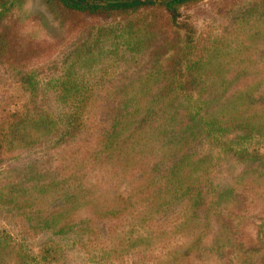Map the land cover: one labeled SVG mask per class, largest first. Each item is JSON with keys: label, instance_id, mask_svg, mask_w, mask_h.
<instances>
[{"label": "trees", "instance_id": "obj_1", "mask_svg": "<svg viewBox=\"0 0 264 264\" xmlns=\"http://www.w3.org/2000/svg\"><path fill=\"white\" fill-rule=\"evenodd\" d=\"M200 1L43 0L61 32L82 18L114 19L85 27L58 69L61 59L42 65L43 47L19 29L26 0H0V82H6L0 83V162L30 156L22 166L34 178L32 195L49 184L63 188L60 211L25 212L33 227L47 228L44 239L66 234L69 223L48 227L73 208L95 206L78 222L89 230L96 217L125 218L130 208L139 213L135 204L142 200L160 213L155 226L177 207L185 223L200 226L180 246L186 264L192 257L264 264V0H253L234 22L246 26V47L232 71L210 53L216 37L198 35L180 19L182 7ZM144 56L148 68L120 69ZM93 64L99 65L92 70ZM10 85L25 97L7 108ZM20 191L19 184L0 188V209L9 219L15 215L12 227L28 206L18 201ZM250 224L255 232L245 235ZM213 225L206 247L203 237ZM11 258L40 264L22 239L13 242L0 229V264Z\"/></svg>", "mask_w": 264, "mask_h": 264}, {"label": "rangeland", "instance_id": "obj_2", "mask_svg": "<svg viewBox=\"0 0 264 264\" xmlns=\"http://www.w3.org/2000/svg\"><path fill=\"white\" fill-rule=\"evenodd\" d=\"M252 2L253 0H202L180 9V19L190 22L198 35L216 37L217 41L211 46L210 53L215 55L220 63L219 67L224 69V71L237 69L240 66L238 63L239 59L245 54L246 44L244 37H242V31L246 26L240 29L237 25L234 27V22ZM20 20V31L24 35L34 38L36 42L40 43V47H43V57L40 60L42 65L45 66L55 59H61L56 64L58 69L63 66L62 58L64 55L74 47V43H78L77 41L87 33L85 27L89 28L91 25L100 27L114 22L113 18H82L81 22L78 21V26L71 25L67 30L65 29L61 32L57 28L58 20L48 12L43 0H26L21 10ZM239 41L241 43L237 44ZM99 44L104 47L105 41H100ZM118 50L121 49L118 48ZM120 53L123 52L120 51ZM80 56L78 60L79 64L82 65L83 56L82 54ZM139 59L141 62L138 64L120 63V69L128 67V71H132L149 67L145 56ZM212 60L215 61L214 57ZM98 65L93 64L92 70ZM92 81L93 79L91 78L89 82L91 83ZM124 81L126 80L119 79L116 82ZM1 84L6 85V82ZM7 84L9 85L8 81ZM2 92L3 88L0 86V93ZM5 95L9 100L5 104L7 108L12 102L21 103L25 97V94L22 93V90L17 85H10ZM17 96L21 99L20 101L15 100ZM29 157H25L23 161L22 159L19 161H14L13 159L0 162V164L2 163L0 188L19 184L20 187L24 188V191H20L19 200H17L21 201V203L25 201L27 203H25V206L28 205L21 210L23 212L21 216L14 218L17 222H19L20 218L23 219V222L14 225L15 227H12L9 222L15 215H12L9 219V216H6L8 214L0 209V212H2L0 214V229L4 232L12 233L13 242L22 239L23 245L35 257L36 262L38 260L40 264H161L160 262H165L169 258L171 260L178 258L177 263L186 264L187 258L183 256L180 246L185 243L188 237L197 232L200 226L192 222L185 223V218L180 212L182 208L178 207L168 214L164 222L155 226L152 223L156 222L154 219L156 220L160 213H155V208L146 205L145 201L142 200L137 201L135 204L137 209H142L139 213L130 208L124 214L125 218L105 217L100 219L96 217L93 222L88 223L89 230L79 229L78 222L87 215L89 216L91 210L94 211L93 207L95 206L91 203L79 209L73 208L56 226L48 227L52 229L59 227L63 223H69L66 234L54 238L59 241V245L54 239L51 241L44 239L42 235L44 231H47V228H42V224H38L42 230L33 227L32 219H27L30 223L27 222L24 216L25 212L31 210L33 213H40L38 214L40 217H46L52 210L58 209L60 211V197L63 194V188L61 185L57 187V183L49 184L37 187L39 190L32 195L28 186L34 182V178H31L30 171L22 166L28 161ZM9 166L22 168L20 170H8ZM213 174L215 175L216 173ZM256 203L261 206L262 200L258 199ZM17 209L18 207H16ZM16 213L21 214L19 212ZM64 220L65 222H63ZM149 223L152 225L144 227V225ZM80 226L82 228L83 224ZM243 228L245 235L248 232H255V226L252 224L249 226L244 225ZM162 229H165V233L159 236L157 232ZM214 229L215 226L213 225L207 229L208 232L203 237L206 247L210 245ZM149 232L152 234L149 235ZM43 247H45L44 250H42ZM48 247H55L56 250L49 251L45 258V249ZM205 252L209 254L215 253L208 250ZM190 259L192 260L191 264H206V262L201 263L199 260H194L193 257ZM16 261V258H11L9 264H15ZM209 261L220 264L218 260L211 257H209ZM227 264H241V262L234 261L233 258Z\"/></svg>", "mask_w": 264, "mask_h": 264}]
</instances>
